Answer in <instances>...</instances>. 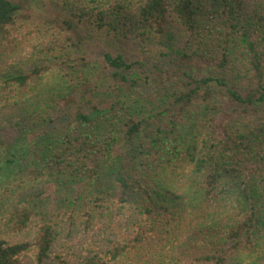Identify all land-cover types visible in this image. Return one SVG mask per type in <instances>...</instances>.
<instances>
[{"label": "trees", "instance_id": "1", "mask_svg": "<svg viewBox=\"0 0 264 264\" xmlns=\"http://www.w3.org/2000/svg\"><path fill=\"white\" fill-rule=\"evenodd\" d=\"M49 1L0 0V264H264V0Z\"/></svg>", "mask_w": 264, "mask_h": 264}, {"label": "rangeland", "instance_id": "2", "mask_svg": "<svg viewBox=\"0 0 264 264\" xmlns=\"http://www.w3.org/2000/svg\"><path fill=\"white\" fill-rule=\"evenodd\" d=\"M27 9L23 11V13L29 14L28 18H22L20 17L18 19V26L21 33L23 32H31V36H33L32 41H38L43 38L42 36V30L45 27H49L50 24L46 23V19L48 17L49 12H52V6L49 0H27ZM45 2V3H44ZM48 2V3H47ZM46 4V5H45ZM63 15H70L69 11H62ZM78 25L81 28V33L86 34V53L90 56H98L100 55L102 49L104 48H113L115 45L111 42L110 37L106 35V31H101L96 29L94 26H89L87 23L79 21ZM127 45L124 47L129 52V55L133 57V55H141L140 48L142 47L138 42L136 41H128ZM152 50V49H151ZM148 51V50H147ZM163 51L168 54V56H156L158 54L159 50L157 51H151L148 54H144V58L146 60H152L155 58V62H160L162 64H168V60L170 58H173L172 53L168 51L167 49L163 48ZM153 52V53H152ZM142 56V55H141ZM115 192L109 193V200L110 201H116V195ZM65 212H70L72 209L71 206H64Z\"/></svg>", "mask_w": 264, "mask_h": 264}]
</instances>
